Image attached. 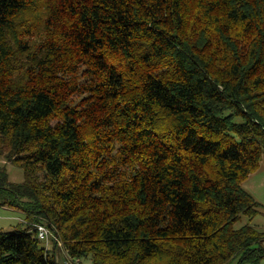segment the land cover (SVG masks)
<instances>
[{"label":"trees","instance_id":"obj_1","mask_svg":"<svg viewBox=\"0 0 264 264\" xmlns=\"http://www.w3.org/2000/svg\"><path fill=\"white\" fill-rule=\"evenodd\" d=\"M0 156V264H259L264 0H0Z\"/></svg>","mask_w":264,"mask_h":264},{"label":"rangeland","instance_id":"obj_2","mask_svg":"<svg viewBox=\"0 0 264 264\" xmlns=\"http://www.w3.org/2000/svg\"><path fill=\"white\" fill-rule=\"evenodd\" d=\"M0 165L6 166L9 174L11 176V181L13 182H22L25 179L24 170L18 166H15L7 161L3 156H0ZM245 189L250 192L253 197L261 203L263 206L260 209V214L253 220L250 221L247 218H244L237 226L240 228L247 223H251L252 226L264 230V157L261 162V167L259 171L251 175L250 178L244 184ZM24 213L15 208H10L9 206L0 205V231H13L24 221ZM51 252H54L56 247L54 243L48 244ZM59 247H62L59 245ZM58 264H65L66 252L62 248L56 250ZM76 260V259H75ZM73 262L70 258L65 261L69 264H93L91 259L76 260ZM233 264H238V261ZM259 264H264V258L260 261Z\"/></svg>","mask_w":264,"mask_h":264},{"label":"built area","instance_id":"obj_3","mask_svg":"<svg viewBox=\"0 0 264 264\" xmlns=\"http://www.w3.org/2000/svg\"><path fill=\"white\" fill-rule=\"evenodd\" d=\"M38 232L41 239L49 241L48 236L50 235L49 230L45 226H39Z\"/></svg>","mask_w":264,"mask_h":264}]
</instances>
